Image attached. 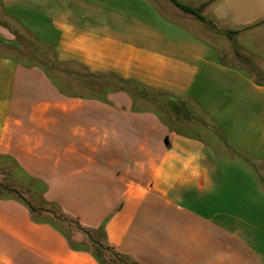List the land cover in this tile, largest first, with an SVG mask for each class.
I'll use <instances>...</instances> for the list:
<instances>
[{
    "label": "crops",
    "instance_id": "obj_1",
    "mask_svg": "<svg viewBox=\"0 0 264 264\" xmlns=\"http://www.w3.org/2000/svg\"><path fill=\"white\" fill-rule=\"evenodd\" d=\"M180 1L206 22L168 0H0V160L130 264H264V86L214 35L263 30L264 0ZM111 77L135 98L67 91ZM162 99L172 125L133 110ZM0 264L99 262L0 197Z\"/></svg>",
    "mask_w": 264,
    "mask_h": 264
},
{
    "label": "rangeland",
    "instance_id": "obj_2",
    "mask_svg": "<svg viewBox=\"0 0 264 264\" xmlns=\"http://www.w3.org/2000/svg\"><path fill=\"white\" fill-rule=\"evenodd\" d=\"M252 32V31H251ZM260 32V33H259ZM259 32L249 34L248 36L240 37L238 40H229L226 38L222 33H214V35L217 36V41H215V44L221 54L224 55L227 62L233 63V64H242L246 66L255 76L258 78L264 79V75L260 72V70L263 71L264 69V29L259 30ZM245 35V34H244ZM235 39V38H234ZM213 40V39H212ZM237 53L243 56V59L237 58ZM241 56V57H242ZM38 57L43 59L45 62L55 61L54 55L51 54L50 51H43L41 53H38ZM23 61L29 62V60L21 58ZM47 70H49V65H45ZM78 69V68H77ZM75 67H66V66H60V67H52L53 73H65L68 70H74L75 72H78L80 74H85V72L81 69L77 70ZM61 82V81H60ZM60 82L57 84L59 85ZM105 83V90L99 91L104 87ZM66 84V82H61L62 86ZM71 89H68V92L76 93V95L81 96H89L85 99H99L102 102H105L106 104H109L107 98L111 93H114L115 91H122L123 93L127 94L131 99L135 98V90L131 89L129 85L120 82L114 78H107L105 82L103 81H90L87 83H82L80 81H75L74 83H69ZM73 84V85H72ZM83 84V85H82ZM116 89V90H114ZM126 90V91H125ZM128 91H134V92H128ZM140 94V93H138ZM97 96V97H96ZM140 97V95H138ZM99 97V98H98ZM142 97V96H141ZM144 98V97H143ZM156 99V98H155ZM160 99V98H159ZM139 100V99H138ZM152 102V101H151ZM177 103L176 99H170V102L167 103L162 100H157L156 102L153 101V103H147V102H137L136 107L133 108V110L143 109L144 111H137L141 114L144 113H151L152 115H155L160 122L165 123L166 121L172 125L173 119L176 120L177 113H174L173 109L175 108V104ZM169 109V110H168ZM191 109L186 107L185 110L181 111L180 113H183L184 115L190 112ZM134 112V111H133ZM175 112H177L175 110ZM177 121V120H176ZM175 128L177 125H174ZM190 136L193 137L194 133H200L199 129L197 130H191ZM205 130L203 131V133ZM209 139L208 133H206V140ZM13 163L0 160V190L5 191L2 194L6 195L5 197L8 198V188L15 191L16 196L18 198H22V200L25 201L27 205H29L33 210H35V215L38 213L46 220L55 221V224H58L63 230L71 233V230L76 232L78 229V226L73 223L72 221H69L66 217H63L61 214H59L58 210L54 206L47 205L42 199L43 195L40 194L41 188L39 186V183L37 180L35 183H29V180L24 176L23 173L19 172H13ZM262 168V167H260ZM35 180V179H34ZM42 183V182H41ZM44 184V183H43ZM264 187V183H262ZM32 187L34 188L35 192H32ZM15 196V197H16ZM60 217H63V220H66V222L61 221L58 222V219ZM77 234H80L76 232ZM84 238H92L95 241H98V236L92 232L88 235H82ZM115 256V255H114ZM106 258L109 264H117L113 260V255L110 253H106ZM123 264H126L122 262Z\"/></svg>",
    "mask_w": 264,
    "mask_h": 264
},
{
    "label": "trees",
    "instance_id": "obj_3",
    "mask_svg": "<svg viewBox=\"0 0 264 264\" xmlns=\"http://www.w3.org/2000/svg\"><path fill=\"white\" fill-rule=\"evenodd\" d=\"M168 1L172 2V3H173L177 8H179L181 11H183V12H185V13H187V14H191V15L195 16L198 20H200V21H202V22H206V19H205V18L203 17V15H202V9H194V8H192V7H190V6L186 5V4H184V3H183L182 1H180V0H168ZM210 24H211V27H214L212 23H210ZM236 34H238V32H231V31H227V32H226V35H227V37H229V38L235 36ZM255 77H256V81H257V83L260 84V85H263V86H264V79L258 78L257 76H255ZM118 81L123 82V83H127V82H125V81H121V79L118 80ZM11 163H13V168H14L13 171H15V172L18 171V172H19L20 170H19V167H18L17 163L14 162V161H11ZM20 172H21V171H20ZM26 178L29 180V183H30V182H31V183H35V182H36V180H34V179H32V178H29L28 176H26ZM38 182H39V181H38ZM39 186H40V188H41V192H40V194L44 195L45 192L47 191V186H46L45 184L41 183V182L39 183ZM34 188H35V187H32V192L37 193L36 191H34ZM3 192H5V191H1V190H0V197L6 198V197H5L6 195L2 194ZM6 192H8V194H7V195H8V198H15V199H17V200H19V201L25 203V201L22 200V198H18V197L16 196L17 193H15L14 190L8 188V190H6ZM15 196H16V197H15ZM42 200H43L47 205H49V206H50V205H51V206H54V207L58 210V212H59V214H60V208H59V207H57V206H55V205H53V204H49V203H47V202L44 200V198H43ZM25 205L29 208V210H30V212H31V214H32V216H33V218H35V220H36V219H40L43 223H46V224H49V225L55 227L57 230H59L61 233H63V234L65 235V237H67V239H69L71 245H73V248H74V247H77V248H79V249H84V250H87V251L91 252L92 255L95 257V259L99 262V264H109L108 261H107V258H106V253H108V254L111 253V254L113 255V258H114V259H111V260H113V261H114L115 263H117V264H123L122 262H124V263H126V264H130V263L126 262L123 258H121L119 255L115 254L110 248L106 247V246L103 244L102 240H103V238H104V232H103L102 229L97 230V231H87V230H85L84 228H82L81 225H80L78 222H76V221H74V220H71V219H67V220H69V221H72L73 223H75V224L78 226V229L76 230V232H78V233H80V234H82V235H84V236H85V235H88L89 233L94 232V233L98 236V238H99L98 241H95V240L92 239V238H87V239H86V238L83 237V239H84L83 244H81V245H76V244L72 241V237H73L74 233H76V232H74V231L71 230V233H69V232L63 230L58 224H55V221L46 220V219H44L43 217H41V215H39L38 213L35 215V212H36V211L33 210V209H32L29 205H27L26 203H25ZM61 221L66 222V220H63V217H60V219H58V222H61ZM88 236H89V235H88ZM114 255H115V256H114Z\"/></svg>",
    "mask_w": 264,
    "mask_h": 264
}]
</instances>
